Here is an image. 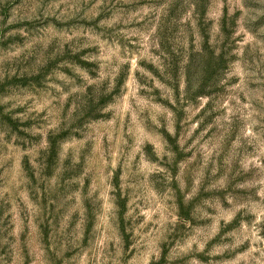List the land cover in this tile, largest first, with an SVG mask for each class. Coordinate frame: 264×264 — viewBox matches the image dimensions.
Instances as JSON below:
<instances>
[{
    "label": "rangeland",
    "instance_id": "rangeland-1",
    "mask_svg": "<svg viewBox=\"0 0 264 264\" xmlns=\"http://www.w3.org/2000/svg\"><path fill=\"white\" fill-rule=\"evenodd\" d=\"M0 264H264V0H0Z\"/></svg>",
    "mask_w": 264,
    "mask_h": 264
}]
</instances>
